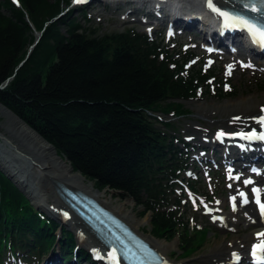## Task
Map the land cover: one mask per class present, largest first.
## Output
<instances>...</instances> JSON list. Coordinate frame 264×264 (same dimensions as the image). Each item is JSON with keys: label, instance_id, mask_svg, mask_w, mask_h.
I'll use <instances>...</instances> for the list:
<instances>
[{"label": "trees", "instance_id": "16d2710c", "mask_svg": "<svg viewBox=\"0 0 264 264\" xmlns=\"http://www.w3.org/2000/svg\"><path fill=\"white\" fill-rule=\"evenodd\" d=\"M69 1L0 0V102L96 189L151 211L153 236H178L181 254L191 256L203 237L177 193L189 157L174 144L175 126L150 112L185 114L179 100L208 91L213 71L185 69L190 54L177 59L162 40L132 28L100 34L85 9L54 19ZM30 22L43 35L21 63L35 39ZM41 215L0 168V253L35 255L53 241L54 222ZM65 234L70 247L73 235Z\"/></svg>", "mask_w": 264, "mask_h": 264}, {"label": "bare ground", "instance_id": "6f19581e", "mask_svg": "<svg viewBox=\"0 0 264 264\" xmlns=\"http://www.w3.org/2000/svg\"><path fill=\"white\" fill-rule=\"evenodd\" d=\"M162 1L167 2L165 4H168L169 8H178L186 11L185 13L188 14L196 13L202 25L206 28L212 27L217 30V27H220V24L223 22L222 18L218 17L207 7V0H202L206 4H203L201 0ZM214 2L217 7L226 4V0H214ZM144 18L145 21H151L152 19L147 13L144 14ZM206 36L203 35L205 39H209L212 43L220 42L215 37ZM247 36L249 41L237 40V45L240 48H244L245 45L253 46L255 44L248 33ZM248 54L247 56L253 64L260 57L257 53ZM209 109L210 111L220 112V118L218 119L220 124L232 127L229 131L222 129L219 132V134L223 133L224 136L220 144H218L222 148L220 161L231 162L229 164H234L237 168L240 167L248 171H251L252 166L256 163H262L264 161V139L260 138L264 136V124L259 122V118L264 116V95L261 96L252 93L237 100L212 104L209 106ZM0 128V162L6 165L5 167L9 170L7 171L18 182L21 184L26 182L32 191L31 195L33 194V198L41 199L36 203L38 207L43 208L41 212L45 215L55 217L59 220V223L62 222L75 228L77 226L80 227L77 230V238L81 247L85 245L94 247L100 241L73 210L64 207L66 204L57 196L55 190L56 182L75 191H82L93 196L101 204L127 222L132 229L140 235L145 236L146 233L142 230V225L151 220L149 215L142 219L136 218V214L131 215L127 206L128 204H133V202L128 199L123 200L119 204H114L112 201L105 199L102 192L93 189L92 182L88 181L79 171H74L70 163L57 153L51 143L46 141L42 135L2 102H0ZM199 128L197 126L193 130L197 132ZM241 131L246 135L253 136L255 134V137L253 136L250 142L241 141L239 145L226 138ZM202 144L204 143L202 142ZM256 166L260 167L259 165ZM12 176L11 178L14 181ZM255 184L259 185L260 193L264 197V172L257 177ZM16 185L18 186V184ZM238 187L241 189L250 187L249 194L252 195L251 186H247L241 176H234V181L230 185L231 195H235L233 192ZM19 189L21 191L23 190L22 188ZM22 192L26 195L24 190ZM240 193L237 194L238 198L235 200L234 209L231 211L232 214L228 211L227 213H221L222 211L220 210V227L225 231V238L214 243V246L208 254L210 260L214 262L229 261L231 263L235 257L240 256L244 261L240 264H248L250 262L252 246L254 244L264 243V237L258 235L264 233V216L259 214L252 201H249L247 204H240L242 200ZM28 200L30 204L34 205L30 196H28ZM220 203H223V208L226 207V202L223 201ZM214 209L216 210V208ZM60 230L61 228L56 232L58 237L61 234ZM145 237L170 264H188L187 259L173 261L169 258L170 251L177 245V238L168 241L151 238L148 234ZM95 260L99 262L97 259ZM42 264H58V261L51 262L47 257L44 263L42 261ZM67 264L91 263L87 261L80 262L74 259Z\"/></svg>", "mask_w": 264, "mask_h": 264}, {"label": "rangeland", "instance_id": "374dc122", "mask_svg": "<svg viewBox=\"0 0 264 264\" xmlns=\"http://www.w3.org/2000/svg\"><path fill=\"white\" fill-rule=\"evenodd\" d=\"M86 8L88 14L98 25H100V34L108 32H121L127 28H134L135 30L141 32H147V29L150 27L151 31H148V33H150L152 36H155L159 34L161 35L160 29L164 28L166 24L165 22L159 21H157V24H155L154 21L145 23L141 21H126L130 19V17H134L133 15H128L125 12V8L127 7H124L123 10L113 11L112 9H109L105 5L101 4L99 0H91L90 4L87 5ZM75 13V15L78 14L77 12ZM177 29L179 31H183V33L170 36L167 31L164 37V43L169 45L171 51L174 53V56L179 59L180 50H184V47H188L186 50L194 54L192 60L196 59L197 61L192 63V60H188L189 62H186V64L188 63L187 65L192 67L205 62V65L208 66V64L210 65V63L214 61L215 63L213 68H215L216 72L218 73V80L212 81L209 91H200L196 97L182 100L184 106L189 109L185 115L176 116L173 115V113L162 112L157 114L158 119L163 121H171V123L175 125L177 136H180V138H188L190 139L191 143L195 145L196 142L202 143V138L205 136L210 138V136L217 131L222 129L229 131L232 129L231 126L222 125L218 122V119L220 118V112L210 111V105L216 103L220 104L224 101L237 100L252 93H256L261 96L264 95L263 58L257 59L258 63L252 64L253 62L250 59L248 61V57H242V61H245V63L250 65V67H242L239 63L241 60L234 65L233 57L235 55L226 52L222 53L221 51L219 55L208 54L206 50L208 43L205 42V40L202 38V35L197 36V31H188L187 29L183 30L182 26L177 27ZM215 47H217L216 44ZM246 49L247 48L245 46L244 48L242 47L244 52ZM224 57H228L229 59H224ZM229 64L234 66V68L231 69V74H229ZM186 66L184 64L185 68ZM197 126L200 128L196 132L193 129ZM202 150L203 149L200 146L193 148L191 150V155H199L201 154ZM191 161L192 162L189 169L184 172L182 178L184 177L186 182L190 181V185H194V188L198 191V194L191 191L187 184L183 189H181V191H179L183 195V202L187 203L189 201V204L187 203L189 209L188 215L194 217L196 230H199L201 239L202 237L203 239L200 241L199 245L195 247V252L191 256H185L181 254L178 241L177 245L170 251L169 258L173 261L187 259L188 264H231L229 261L214 262L210 260L208 256L210 250L214 246V243L225 238V231H223L220 227V210L222 211L221 213H227L228 211L232 214L229 207V197L232 194L230 188L231 181L227 180L228 175L226 174L228 171V164L220 165L221 168H218L216 167L217 164H215L214 161L211 163L205 162L204 165L199 164V166H196V164L193 165V160ZM236 172L238 173V171ZM8 173L6 172L5 174L7 175ZM13 179L21 186L26 194L30 196L32 202L36 205L40 198H33V194L31 195L32 191L26 182L21 184L15 177H13ZM93 189L98 192H102L104 198L112 201L114 204H119L125 199L132 201L133 204H128L127 206L131 215L136 214L135 217L138 219H142L143 217L149 215L151 219V213L146 212V214H143V207L137 205L131 198H121L120 196H117L112 190H98L94 188V186ZM223 201L226 202L225 208H223V203H220ZM214 208H216V210ZM69 226L71 225H68V227ZM151 228V220L142 225V230H144L146 233L145 236L148 234V236L151 238L157 240H166L153 236L151 233ZM174 239H176V237L172 240ZM55 243H53L51 247V259L61 261L62 259L60 257L58 258L55 257L56 255L54 256V254L58 252V246L55 248ZM10 252L11 251L9 250L6 252V257L3 260L4 264L11 263L12 256ZM14 258L15 260L19 259L16 257ZM43 259L45 260V257L42 258V260ZM42 260L39 263L36 261L35 264H42ZM69 260L70 262L73 261V256ZM16 263L17 262H15V264Z\"/></svg>", "mask_w": 264, "mask_h": 264}, {"label": "snow or ice", "instance_id": "6c2138e0", "mask_svg": "<svg viewBox=\"0 0 264 264\" xmlns=\"http://www.w3.org/2000/svg\"><path fill=\"white\" fill-rule=\"evenodd\" d=\"M76 3H82L84 0H75ZM261 4H264V0H260ZM207 7L215 13L218 17L222 18L223 20V27L225 29H233V30H243L246 31L252 41L256 44H259L261 46H264V24H259L255 22L252 19H249L245 16L241 15H234L227 11H222L219 7L216 6L214 0H207ZM245 7H250V10L253 13H259L261 16H264V8L258 7L256 3H251L250 5L246 4ZM209 51H212L209 49ZM243 67H250V65L242 64ZM232 65L228 66L229 74H231ZM238 119V118H237ZM259 122L264 124V116H261L259 118ZM223 135V133H221ZM254 136V134H253ZM253 136L245 137V139H252ZM261 139H264V136L260 137ZM245 183H252V181H245ZM258 192L259 190H254ZM241 197L244 196V193H240ZM233 201H235V197L232 198ZM245 203H247V200H244ZM256 203L259 205L261 213L264 214V203H261L259 199H257ZM261 237H264V233L258 234ZM264 253V243H260L254 246L253 248V255H257V253ZM112 258L115 259V251L112 252Z\"/></svg>", "mask_w": 264, "mask_h": 264}, {"label": "water", "instance_id": "95a60500", "mask_svg": "<svg viewBox=\"0 0 264 264\" xmlns=\"http://www.w3.org/2000/svg\"><path fill=\"white\" fill-rule=\"evenodd\" d=\"M47 141V140H46ZM50 143V142H49ZM56 185H57V187H58V190H60V191H65V188H64V186L61 184V183H59V182H56ZM66 192V191H65Z\"/></svg>", "mask_w": 264, "mask_h": 264}]
</instances>
